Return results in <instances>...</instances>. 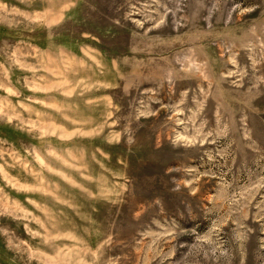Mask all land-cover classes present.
Wrapping results in <instances>:
<instances>
[{"label":"rangeland","instance_id":"374dc122","mask_svg":"<svg viewBox=\"0 0 264 264\" xmlns=\"http://www.w3.org/2000/svg\"><path fill=\"white\" fill-rule=\"evenodd\" d=\"M0 264H264V0H0Z\"/></svg>","mask_w":264,"mask_h":264}]
</instances>
